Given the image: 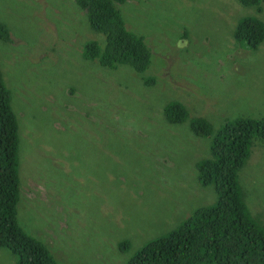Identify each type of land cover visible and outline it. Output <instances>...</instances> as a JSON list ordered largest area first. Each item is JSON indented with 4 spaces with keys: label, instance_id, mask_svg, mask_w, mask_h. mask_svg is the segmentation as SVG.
I'll use <instances>...</instances> for the list:
<instances>
[{
    "label": "rangeland",
    "instance_id": "rangeland-1",
    "mask_svg": "<svg viewBox=\"0 0 264 264\" xmlns=\"http://www.w3.org/2000/svg\"><path fill=\"white\" fill-rule=\"evenodd\" d=\"M118 8L152 52L142 73L86 58L88 43L104 47L107 36L77 0H0V24L11 33L0 36V66L22 138L18 220L58 264H125L177 227L215 197L199 164L225 121L264 116V42L252 50L234 37L243 16L258 11L237 0H127ZM173 103L186 110L184 121L166 115ZM200 117L210 135H196ZM260 146L239 180L264 228ZM19 259L0 247V264Z\"/></svg>",
    "mask_w": 264,
    "mask_h": 264
},
{
    "label": "trees",
    "instance_id": "trees-1",
    "mask_svg": "<svg viewBox=\"0 0 264 264\" xmlns=\"http://www.w3.org/2000/svg\"><path fill=\"white\" fill-rule=\"evenodd\" d=\"M127 0H77L93 27L107 36L103 47L97 40L88 43L85 56L98 59L106 68L126 64L139 73L151 64L152 52L143 35L131 31L118 8ZM257 7L261 0H238ZM238 45L256 50L264 42V22L244 16L234 30ZM0 36L10 40L6 26ZM170 118L184 121L188 114L181 104L167 109ZM11 103L0 66V247L19 254L16 264H58L48 246L28 234L18 220L21 198L20 122ZM197 135H210L212 124L200 117ZM264 141V116L228 120L212 143V155L199 164L202 185L212 184L218 195L202 203L177 227L143 244L125 264H264V228L244 201L239 171L252 152L254 142ZM263 147V146H260ZM207 190H201L207 195ZM76 199V198H75ZM81 201V195L77 200ZM89 202L88 204H90ZM66 258V257H65Z\"/></svg>",
    "mask_w": 264,
    "mask_h": 264
},
{
    "label": "clouds",
    "instance_id": "clouds-1",
    "mask_svg": "<svg viewBox=\"0 0 264 264\" xmlns=\"http://www.w3.org/2000/svg\"><path fill=\"white\" fill-rule=\"evenodd\" d=\"M238 1V0H237ZM264 0H261V5H260V7L259 8H257V7H248V6H246V7H248V8H253V9H255L256 11H258V13H255V14H248V15H250V16H254V17H257V18H259V19H261L263 22H264V19L260 16V13L262 12V2H263ZM245 6V5H244ZM248 15H245V16H248ZM244 17V16H243ZM237 27V26H236ZM9 31V30H8ZM9 33H10V31H9ZM105 34V33H104ZM10 39H11V33H10ZM104 44V43H103ZM103 44H101L102 46H103ZM3 73V72H2ZM230 120H232V119H230ZM228 120H226L225 121V123L227 122ZM224 123V124H225ZM19 134H20V145H21V141H22V138H21V133H20V130H19ZM197 135V134H196ZM260 149L261 150H263L264 151V147H260ZM20 152H21V150H20ZM247 202V201H246ZM248 204V203H247ZM248 206H249V204H248ZM249 208H250V206H249ZM251 210V209H250Z\"/></svg>",
    "mask_w": 264,
    "mask_h": 264
}]
</instances>
